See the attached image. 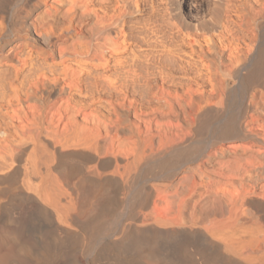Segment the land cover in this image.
<instances>
[{
  "label": "bare ground",
  "instance_id": "bare-ground-1",
  "mask_svg": "<svg viewBox=\"0 0 264 264\" xmlns=\"http://www.w3.org/2000/svg\"><path fill=\"white\" fill-rule=\"evenodd\" d=\"M0 264H264V0H0Z\"/></svg>",
  "mask_w": 264,
  "mask_h": 264
}]
</instances>
